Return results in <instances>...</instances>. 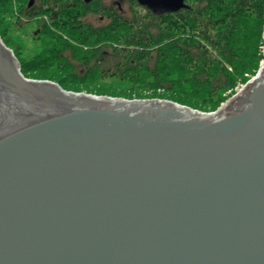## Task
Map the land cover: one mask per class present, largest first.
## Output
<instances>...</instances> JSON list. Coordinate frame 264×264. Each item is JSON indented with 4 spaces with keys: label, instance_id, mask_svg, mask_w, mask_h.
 Wrapping results in <instances>:
<instances>
[{
    "label": "water",
    "instance_id": "95a60500",
    "mask_svg": "<svg viewBox=\"0 0 264 264\" xmlns=\"http://www.w3.org/2000/svg\"><path fill=\"white\" fill-rule=\"evenodd\" d=\"M0 264H264V67L202 113L27 79L0 39Z\"/></svg>",
    "mask_w": 264,
    "mask_h": 264
},
{
    "label": "trees",
    "instance_id": "16d2710c",
    "mask_svg": "<svg viewBox=\"0 0 264 264\" xmlns=\"http://www.w3.org/2000/svg\"><path fill=\"white\" fill-rule=\"evenodd\" d=\"M98 1L0 0V39L21 74L75 93L162 99L204 112L264 59V0H184L176 12L130 0L129 13ZM88 15L106 23L95 26ZM24 22L36 23L41 47L28 61L10 36Z\"/></svg>",
    "mask_w": 264,
    "mask_h": 264
},
{
    "label": "rangeland",
    "instance_id": "374dc122",
    "mask_svg": "<svg viewBox=\"0 0 264 264\" xmlns=\"http://www.w3.org/2000/svg\"><path fill=\"white\" fill-rule=\"evenodd\" d=\"M98 2H100L102 5L104 4L106 7L120 9L123 12L129 13L130 0H99ZM86 20L89 21L91 24H93L95 26L103 25V24L106 23V19L101 18L100 16H97V15H88ZM24 23H22V26L20 28L13 29V31L10 32V36L14 40L15 44L17 45L16 51H17V53L19 55V58L21 60H23V61H28L34 55H36V53H38V51L41 49V47L39 46V44L35 40V38H33L34 37V33H35L34 31H35V29L37 27L36 23H33V22L25 23V24ZM263 39H264V35H263ZM12 53H13V51H12ZM262 54L264 55V48L263 47H262ZM13 55H14V53H13ZM14 57H15V55H14ZM16 60H17V58H16ZM263 62H264V59L259 62L257 71L262 66ZM257 71H256V73H257ZM256 73L253 76H248L247 80L244 83L238 84L237 87L233 90V92L228 94L227 97L225 98V100L223 102H221L216 109H214V110H207L206 109L204 112L203 111H199V110H196V111H199V112H202V113H213V112L217 111L223 105H225L226 102L229 101L236 93H238V91L250 79H252L256 75ZM27 79H29V78H27ZM33 80H37V79H33ZM47 81H49V80H47ZM51 82H53V81H51ZM78 93L89 94V93H86V92H78ZM91 95H93V94H91ZM96 96H98V95H96ZM135 100H137V99H135ZM143 100H147V99H143ZM185 107H187V106H185Z\"/></svg>",
    "mask_w": 264,
    "mask_h": 264
},
{
    "label": "bare ground",
    "instance_id": "6f19581e",
    "mask_svg": "<svg viewBox=\"0 0 264 264\" xmlns=\"http://www.w3.org/2000/svg\"><path fill=\"white\" fill-rule=\"evenodd\" d=\"M262 66L264 67V62H263V64H262Z\"/></svg>",
    "mask_w": 264,
    "mask_h": 264
}]
</instances>
